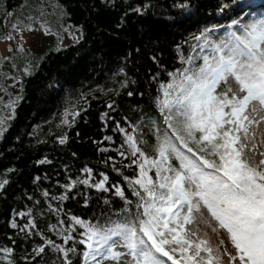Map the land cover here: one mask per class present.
Wrapping results in <instances>:
<instances>
[{
    "label": "trees",
    "instance_id": "16d2710c",
    "mask_svg": "<svg viewBox=\"0 0 264 264\" xmlns=\"http://www.w3.org/2000/svg\"><path fill=\"white\" fill-rule=\"evenodd\" d=\"M238 3L251 8L241 11ZM262 6L264 0H0V44L7 43L0 54V183L7 181L0 188V249L13 248L15 264H61L65 257L48 245L43 261L33 262L41 237L80 253L83 229L71 217L103 223L125 199L134 204L142 161L132 163L137 157L113 129L119 123L152 155L148 118L159 116L153 101L181 58L199 52L192 37L221 25L212 37L218 39L238 16L264 14ZM9 32L14 39H4ZM101 181L108 191L93 187ZM65 236L72 239L65 243ZM4 256L0 264H8ZM68 258L80 264L77 255Z\"/></svg>",
    "mask_w": 264,
    "mask_h": 264
},
{
    "label": "snow or ice",
    "instance_id": "6c2138e0",
    "mask_svg": "<svg viewBox=\"0 0 264 264\" xmlns=\"http://www.w3.org/2000/svg\"><path fill=\"white\" fill-rule=\"evenodd\" d=\"M238 7L251 8L247 3ZM221 27L194 35L199 52L182 57L181 67L168 72L169 80L160 85L153 101L159 116L148 118L155 136L152 155L138 147L143 140L119 123L113 129L124 134V143L137 157L132 163L142 161L132 181L136 202L125 199V206L103 223L71 217L83 229L78 241L83 251L41 237L33 262L43 261L48 245L65 257L61 264H75L70 253L80 264H264V14L238 16L213 39ZM11 28L22 31L18 23ZM4 39H14L13 32ZM103 185L93 187L108 191ZM115 195L125 198L119 187ZM28 224L36 227L31 220ZM201 225L203 236L193 230ZM10 226L18 227L15 222ZM63 239L67 243L72 237ZM0 252L15 264L9 258L13 248Z\"/></svg>",
    "mask_w": 264,
    "mask_h": 264
},
{
    "label": "rangeland",
    "instance_id": "374dc122",
    "mask_svg": "<svg viewBox=\"0 0 264 264\" xmlns=\"http://www.w3.org/2000/svg\"><path fill=\"white\" fill-rule=\"evenodd\" d=\"M35 38H36V36H24V39H25L26 42H29V41L31 42V40L35 39ZM6 45H7L6 42H3V43L0 44V54L4 53ZM199 229L204 234V232L206 230L205 227L203 225H201ZM209 238L212 239L213 241H215V237L212 236L210 231H209Z\"/></svg>",
    "mask_w": 264,
    "mask_h": 264
}]
</instances>
